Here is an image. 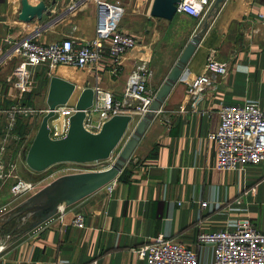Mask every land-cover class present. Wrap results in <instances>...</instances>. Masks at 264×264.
Instances as JSON below:
<instances>
[{
	"label": "crops",
	"instance_id": "0c3cea01",
	"mask_svg": "<svg viewBox=\"0 0 264 264\" xmlns=\"http://www.w3.org/2000/svg\"><path fill=\"white\" fill-rule=\"evenodd\" d=\"M109 1L123 7L120 31L136 40V48L121 58L120 65L104 52L97 74L65 67L50 72L5 59L0 64V119L15 106L35 108L44 101L47 108L51 77L73 84L79 92L98 87L120 102L129 74L142 61L153 73L148 87L157 92L189 38L204 24L207 27L125 166V180L117 178L110 195L102 188L0 247V264H143L133 250L158 236L194 249L198 235L231 230L237 222L264 231V159L242 171L218 170L216 144L208 138L218 129L223 106L252 103L264 112V19L260 18L264 0H223L200 21L177 13L171 21L153 17L155 0ZM21 2L0 0V58L10 44L34 34L42 45L66 38L78 43L93 40L95 4L28 0L32 6L43 3L45 10L41 19L23 22ZM210 54L227 63L228 72L215 89H207L194 102L187 96V83L202 73ZM21 73L27 75L28 86L19 97L13 83ZM6 106L7 112L2 110ZM101 120L93 114V127ZM65 132L66 126L61 134L50 127V138L60 139ZM96 163L65 165L49 181L89 172L85 167ZM74 167L82 170L67 172ZM5 178L0 189L6 187ZM77 216L83 218L82 228L72 225ZM211 253V246L204 244L197 251L198 260L208 263Z\"/></svg>",
	"mask_w": 264,
	"mask_h": 264
},
{
	"label": "built area",
	"instance_id": "2783aa9c",
	"mask_svg": "<svg viewBox=\"0 0 264 264\" xmlns=\"http://www.w3.org/2000/svg\"><path fill=\"white\" fill-rule=\"evenodd\" d=\"M76 1L93 3L96 6L97 21L92 41L78 43L66 38L56 43L42 45L36 41L37 35H29L10 44L0 58V64L7 58H15L24 66L46 67L50 72L65 67L81 71L89 70L97 74L101 58L106 52L116 65H120L121 58L137 46L136 40L131 35L120 31V23L124 16L123 7L109 0ZM213 3L214 0H179L176 13L200 21L206 16ZM260 18L264 19V16ZM227 72L228 64L219 62L214 54H210L202 73L187 83V96L197 102L207 89H215ZM152 78L153 73L147 62L142 61L129 74L120 102H115L111 95L102 89L94 88L92 106L86 112L84 121L85 130L97 133L105 120L115 115L132 117V113L120 111L129 100H141L145 108L148 102L143 101V96L149 92L148 85ZM27 86V75L19 74L13 83L15 95L22 96ZM16 107H12L7 113L10 118ZM32 113L33 110H29L27 114ZM74 113L73 105H65L55 110V116L65 117L66 121ZM93 114H99L102 118L95 127L91 122ZM219 119L217 131L208 136L216 144L215 168L234 172L260 164L264 159V112L252 103L229 105L220 109ZM4 177L3 165L0 162V180ZM115 184L116 180L104 187L107 195L112 193ZM33 188V185L19 180L12 186L10 192L13 196H18ZM205 207L206 204L202 203L201 208ZM72 225L82 228L83 218L77 216L72 221ZM204 244H209L212 250L208 263H201L197 257V251ZM133 253L143 264H264V231H258L249 222H237L232 224L231 230L198 235L194 249L182 242L158 236L134 249Z\"/></svg>",
	"mask_w": 264,
	"mask_h": 264
},
{
	"label": "water",
	"instance_id": "95a60500",
	"mask_svg": "<svg viewBox=\"0 0 264 264\" xmlns=\"http://www.w3.org/2000/svg\"><path fill=\"white\" fill-rule=\"evenodd\" d=\"M222 1L215 0L213 7H219ZM178 3L179 0H155L151 14L153 17L171 21L176 14ZM44 10L43 3L32 6L28 0H22L19 20L29 22L34 17L41 19ZM206 27L207 24H204L203 30L187 43L158 90L148 113L142 117L111 166L100 171L69 174L56 178L22 202L8 221L23 214L24 219H32L29 230H33L52 219L59 210L79 202L117 180L131 159L155 113L160 109L171 88L178 81ZM92 102V89L85 88L79 92L73 84L60 78L51 77L49 79L46 99L47 111L25 156V165L29 170L42 173L59 164L82 165L110 159L113 151L124 138L132 122V117L130 115L112 116L102 124L97 133H90L85 130L84 121ZM65 105H73L75 113L67 120L65 135L60 139H51L49 123L56 117L55 110Z\"/></svg>",
	"mask_w": 264,
	"mask_h": 264
},
{
	"label": "rangeland",
	"instance_id": "374dc122",
	"mask_svg": "<svg viewBox=\"0 0 264 264\" xmlns=\"http://www.w3.org/2000/svg\"><path fill=\"white\" fill-rule=\"evenodd\" d=\"M209 13L210 11H208L206 15ZM191 38L192 37H190L188 41H190ZM148 91L149 92L143 96V101L148 102V105H146L145 108H143V102L138 99L129 100L123 105L122 108H120L121 112L124 111L133 114L132 122L130 123V127L127 130L124 138L118 147L113 151L110 159L107 161L98 162L95 165L86 166V169L90 168L91 171H100L107 169L115 162L119 153L121 152L122 147L125 145L127 140H129L142 117L148 113L158 92H154L151 87ZM29 110H33V113L27 114ZM45 111H47V108L43 101L35 108L17 106L12 118H10L9 114H3L4 116H2L0 119V162L3 165V174L6 177L4 179L6 187H1L0 189V247L3 246V248L7 246L8 243L25 237L38 228L37 227L33 230H29L32 219H24L23 214L17 215L8 221L10 216L16 212L17 207L22 202L36 194L39 190L47 186L54 176L59 175V173H56L55 171H57L60 167L66 168V166H72L71 164L55 165L42 173H36L29 170L25 165L24 157L26 155L24 156V149L25 147L27 148L31 145L32 139L39 128L40 120L44 116ZM17 118L21 119L22 124H24L26 128L23 139H20V137L14 133V127ZM66 123L67 121L65 117L56 115L49 125L52 129H54V132L56 131L57 133L61 134L64 126L67 125ZM77 170L80 171L82 169L79 167H74L70 170H67V172L76 173L78 172ZM19 180L33 185L34 188L18 196H13L10 190L12 186ZM48 181L49 183L47 184Z\"/></svg>",
	"mask_w": 264,
	"mask_h": 264
},
{
	"label": "trees",
	"instance_id": "16d2710c",
	"mask_svg": "<svg viewBox=\"0 0 264 264\" xmlns=\"http://www.w3.org/2000/svg\"><path fill=\"white\" fill-rule=\"evenodd\" d=\"M9 105H10V103H9ZM7 108L8 107L6 106L5 108H2V110H5L7 112L8 111ZM25 130H26L25 125L22 124L21 119L17 118L16 123H15V127H14V133H16V135L18 137H20V139H23L24 135H25ZM28 149H29V147H27V148L25 147L24 156L26 155L25 153H27ZM24 160H25V157H24ZM59 165H62V164H59ZM125 177H126V171L124 169L123 172L118 177V180L123 181V180H125Z\"/></svg>",
	"mask_w": 264,
	"mask_h": 264
},
{
	"label": "bare ground",
	"instance_id": "6f19581e",
	"mask_svg": "<svg viewBox=\"0 0 264 264\" xmlns=\"http://www.w3.org/2000/svg\"><path fill=\"white\" fill-rule=\"evenodd\" d=\"M1 244V243H0Z\"/></svg>",
	"mask_w": 264,
	"mask_h": 264
}]
</instances>
